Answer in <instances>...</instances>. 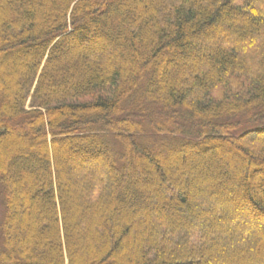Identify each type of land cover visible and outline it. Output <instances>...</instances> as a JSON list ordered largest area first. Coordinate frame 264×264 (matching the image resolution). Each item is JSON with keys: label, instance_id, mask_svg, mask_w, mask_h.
I'll return each mask as SVG.
<instances>
[{"label": "trees", "instance_id": "16d2710c", "mask_svg": "<svg viewBox=\"0 0 264 264\" xmlns=\"http://www.w3.org/2000/svg\"><path fill=\"white\" fill-rule=\"evenodd\" d=\"M1 139L0 264H264V0H0Z\"/></svg>", "mask_w": 264, "mask_h": 264}, {"label": "rangeland", "instance_id": "374dc122", "mask_svg": "<svg viewBox=\"0 0 264 264\" xmlns=\"http://www.w3.org/2000/svg\"><path fill=\"white\" fill-rule=\"evenodd\" d=\"M219 36H221V35H219ZM17 56H19V55L17 54ZM7 142H8L7 140L1 139L0 140V148H3V147L8 146L6 144ZM220 151H221V153L223 155H230V153L227 152V149H221ZM207 159H209V158L208 157H205L204 160H207ZM72 166H73V161H72V159L69 156H67L65 158L64 162H63V167L64 168L62 169V171L65 174L68 175L70 173V169H71ZM207 167L209 168L208 169V171H209L208 177H215V179H218V180L223 179V178H228L229 179L230 175H233V174L243 175V172L246 169L244 162L239 157H234L233 164H231L229 167L223 168V170H222V168L219 167L218 164H216V162H213V161H209ZM95 171H96L97 178H99L100 175H101V173L103 172V168L102 167H99ZM93 172H94V170H93ZM93 172L92 171H89V173H91V174H93ZM211 172H214V174H212ZM230 180H231L230 181L231 182L230 183V187H231L230 190L233 192V190H236L237 187L240 186V183H239L238 180H236V181L233 180V179H230ZM200 181H201V179L199 178V182ZM70 182H71V184H73L72 181H70ZM194 183H196V181ZM256 189H257V192L258 193H260V194L261 193H264V187L261 188L258 185H256ZM158 191H159V193L162 192L161 189H159ZM158 191H156V192H158ZM153 204L156 205V203H153ZM200 212H201L200 210H197L196 211V214L199 215ZM182 216H183V218H186V216L184 214ZM37 219H39V220L40 219L41 220L43 219V218H41V215L39 213H38ZM253 225L258 226L259 228H261L263 226V223H262L261 219L258 218L257 220H255V223ZM128 250H129V248H128Z\"/></svg>", "mask_w": 264, "mask_h": 264}]
</instances>
